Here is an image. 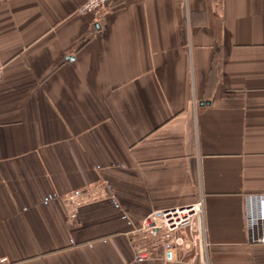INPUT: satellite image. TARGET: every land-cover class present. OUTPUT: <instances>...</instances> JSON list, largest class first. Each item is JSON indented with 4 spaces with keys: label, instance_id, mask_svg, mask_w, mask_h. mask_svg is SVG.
I'll list each match as a JSON object with an SVG mask.
<instances>
[{
    "label": "crops",
    "instance_id": "0c3cea01",
    "mask_svg": "<svg viewBox=\"0 0 264 264\" xmlns=\"http://www.w3.org/2000/svg\"><path fill=\"white\" fill-rule=\"evenodd\" d=\"M82 2L0 0V264H202L140 229L200 198L209 264H264V0Z\"/></svg>",
    "mask_w": 264,
    "mask_h": 264
},
{
    "label": "built area",
    "instance_id": "2783aa9c",
    "mask_svg": "<svg viewBox=\"0 0 264 264\" xmlns=\"http://www.w3.org/2000/svg\"><path fill=\"white\" fill-rule=\"evenodd\" d=\"M111 1L113 0H83L80 10L84 13L96 14L104 6L103 4ZM4 68L5 61L0 56V75ZM78 195L76 193V196ZM245 199L242 211L245 238L248 243H264V193H248ZM204 212L201 198L187 205L153 210L144 215L140 229L153 234L160 233L170 247L190 251L202 264H209L210 241ZM146 257L147 254L141 252L136 259L141 261ZM2 261L5 259L3 258Z\"/></svg>",
    "mask_w": 264,
    "mask_h": 264
}]
</instances>
